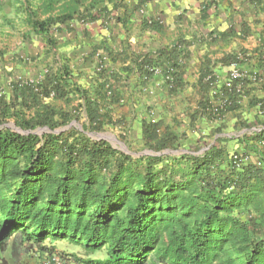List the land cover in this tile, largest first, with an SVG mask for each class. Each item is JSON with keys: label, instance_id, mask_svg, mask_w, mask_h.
I'll use <instances>...</instances> for the list:
<instances>
[{"label": "trees", "instance_id": "obj_1", "mask_svg": "<svg viewBox=\"0 0 264 264\" xmlns=\"http://www.w3.org/2000/svg\"><path fill=\"white\" fill-rule=\"evenodd\" d=\"M150 1L65 0L56 11L59 1L42 0L23 19L50 53L54 32L62 27L102 19L129 31ZM140 27L163 30L151 18H141ZM106 56L113 63L126 62L124 52L106 50ZM257 59L261 71L260 46ZM227 60L228 65H242L232 56ZM66 63L48 68L37 82L16 79L10 97L0 95V251L8 244L15 252L66 241L87 256L105 250V259L84 264H264V166L243 163L246 157H228L224 148L203 142L194 151L162 154L182 149L176 135L160 132L157 123L142 124V142L158 156L133 158L91 139L85 130L98 133L120 123L112 120L110 109L121 100L117 84L122 77L101 65L89 90L71 81ZM133 63L143 82L158 72L173 84L172 91L183 86V64L175 49L135 56ZM124 70L130 72L129 67ZM199 80L204 113L214 118L235 109L236 83L221 86L210 98L214 76L206 72ZM75 98L78 102L69 111L44 103L52 99L74 105ZM224 98L227 108L213 113L214 102ZM258 105L264 114L263 104ZM78 109L86 129L55 133L78 121ZM10 120L20 131L6 126ZM38 128L50 131L38 135ZM251 140L252 151L264 162V130L254 132ZM165 160L167 165L159 166ZM239 210L248 218L239 219Z\"/></svg>", "mask_w": 264, "mask_h": 264}, {"label": "crops", "instance_id": "obj_2", "mask_svg": "<svg viewBox=\"0 0 264 264\" xmlns=\"http://www.w3.org/2000/svg\"><path fill=\"white\" fill-rule=\"evenodd\" d=\"M188 1L192 2V0ZM202 1L206 5L203 6L205 12L202 11L200 13L198 11L197 15L194 14L193 16L195 22L199 23L198 27L204 29L200 33L204 34H199L197 26L188 27L185 25V23L187 24L191 21V14L190 16L182 15V12L178 11L173 13L176 14L175 18L179 20L181 17V20L177 21V24L173 26V34H167L169 30H166L163 21L156 18L161 9L158 11L153 10L152 12L148 9L145 10V13L142 12L140 17L157 20L162 25L163 30L161 32L142 31L140 27L141 18H137L128 34H81L77 32L68 33L73 35L71 37H68V34L65 33L60 34V38L61 41L64 38L65 41H69L71 38L85 41L91 40L93 41L92 50L95 52H97L96 49L104 40L112 39L117 41L115 36L120 38L116 48L111 49L105 44L100 45L105 50V53L106 50H110L114 53L124 52L125 54V63L111 62V69L122 77V80L117 84L121 100L110 109L112 120H119L122 125L126 124V126H129L130 123L135 124L139 127L141 135L143 123H157L159 124L160 132L170 131L176 135L177 140L181 144L180 149H182L178 153L194 151L202 142L206 143L205 140L209 136L212 138L208 146L218 145L225 149L228 157L239 154L246 157L252 164L262 167L264 162L252 151L251 143L253 141L251 140V135L254 132L264 130V114L260 111L258 105L262 103L264 106V82L247 84L242 95L237 98L235 109L223 112L212 118L200 108V103L204 99L200 92L201 84L199 79L204 73L208 72L214 76L215 84L223 83L226 72L231 67H234V65H228L227 62L230 58L227 60V56L240 60L245 71L260 72L257 49L264 44V0H220L222 13L216 18L212 17L213 12L210 8L211 6L212 8L216 6L210 5V2H217L218 0ZM230 3L232 4L229 5ZM225 8L226 11L224 10ZM37 37L42 40L41 37ZM97 44L99 45L96 46ZM161 49H175L182 61L181 79L183 86L177 91H172L171 86L173 84L166 83L162 76L143 82L135 71L133 57L154 56ZM88 52L93 51L87 50ZM50 53L52 54L53 50ZM56 58L54 59L55 68L63 64L61 63L62 61ZM64 63L70 68L69 63L72 64V60L64 61ZM124 66L129 67L130 72L127 70L123 71ZM73 69L80 70L76 67ZM20 79L23 80L22 78ZM220 85L222 86V84ZM149 93L153 96H164L163 93H165L164 98L167 97L168 99H171V97L185 99V96H194L195 104L189 111L190 114L187 117V121L185 120L187 124L185 128L188 131L187 133L183 132V135L185 134L184 140L181 141L178 137L177 131L179 127L177 126L178 128L175 130L176 123L173 126L170 121L163 120L160 114V116L149 115L148 108H151L149 105L151 97H147L151 95ZM183 93L184 96H181ZM207 96L212 98L211 90ZM166 111L164 110L162 113L165 114ZM178 113L179 110H174L173 115ZM60 244L74 246V244L66 241L46 242L40 247H50L52 257H48L50 253L42 251L43 249L41 248V251H38L35 248L36 246L27 251L12 252L11 244H8L4 251H0V264H82V261H89L84 258V260L74 262L68 257L64 260L56 258L57 261H54V255H58L60 251H63V249L59 248ZM72 251L74 250H68L65 254L72 253ZM80 257L83 258L82 256ZM87 257H91V255Z\"/></svg>", "mask_w": 264, "mask_h": 264}, {"label": "rangeland", "instance_id": "obj_3", "mask_svg": "<svg viewBox=\"0 0 264 264\" xmlns=\"http://www.w3.org/2000/svg\"><path fill=\"white\" fill-rule=\"evenodd\" d=\"M23 1V4L20 5V3H22L21 0H0V95H4L6 96V98H9L11 95V83L19 77L25 81H39L48 68H55L56 64L54 59L56 57V59L62 61L61 63H64V61L72 60V64L69 63L73 78V80L71 81L76 83L78 86L89 90H91L93 78L96 75V70H98L101 65L108 70H113L111 69V62L107 58L105 50L100 47V45L105 44L111 49L116 48L118 46V41H120L119 37L115 36L117 41L106 39L100 45L97 44L96 46L99 45V47L98 49H96L97 52H95L94 50H92L93 41H85L77 38H71V40L68 39L69 41H65L64 38L61 41L60 34L77 32L81 34H128L129 31L125 30L123 27L119 26L113 21L108 22L102 19L88 24H82L80 22L72 23L68 26L67 29L65 27H62L61 32H54L56 44L52 49L53 53H47V47L44 45V42L40 40L35 35V33L32 32L29 25L24 22L23 19L26 16V11L28 10V8H39L42 0ZM57 1L59 2L55 4L56 11L62 7V4L65 3V0ZM231 4L232 3H230L229 5ZM210 5L216 6L213 8L212 6L210 7L213 12L212 17H218V15L222 13L220 0H218L217 2H210ZM107 6L108 8H111L110 4H108ZM203 6L206 5L202 0H192V2H189L188 0H152L147 4L145 10L149 9L152 12L153 10L158 11L161 9L159 14L155 16L156 18H159L163 21L166 26V30H169L167 34H173V26L177 24V21L181 20V17L179 20L175 18L176 14L173 12L177 11L182 12V15L185 14L190 16L191 14V21H189V23L187 24L185 23V25H187L188 27L197 26L199 34H204L200 33L203 32L204 29L202 27H198L199 23L195 22L193 16L194 14L197 15L198 11L200 13H202V11L205 12V8L203 9ZM18 9L22 12H18ZM145 10H143V13H145ZM224 10L226 11V8ZM140 16H142V12H138L136 14V18H141ZM71 36L73 35L68 34V37ZM87 50H91L93 52L87 53ZM74 67L79 68L80 70H74ZM233 70L236 69L234 67H231V69L226 72L223 83L214 84V87L212 86L213 89H219L221 87L220 84L223 85L228 82L229 73ZM153 77L154 79L160 78L161 74L157 73ZM211 92H213V90H211ZM163 95L165 96V93H163ZM164 96H153L152 94L147 96L151 97L149 100V105L151 108H148V113L150 116H158L160 114L163 120L166 119L170 121L173 126L177 124L175 130L179 127L177 133L178 137L182 141L185 137V134L183 135V132L185 131V133H187L188 131V129L185 128V125L187 126L185 120L187 121V117L190 114L189 111L192 109L193 104H195V98L194 96H185V99H180V97H178L179 99H175L173 97H171V99H168L167 97L164 98ZM181 96H184V93ZM77 102L78 101L76 98L75 101H73L74 105H72V103L67 104L70 103L67 100L56 101L47 99L44 101L47 106L56 111H69L72 108L71 106H75ZM164 110H167L165 114L162 113ZM174 110H179V113L173 115ZM77 111L79 112L78 121L73 120L71 122H68V124L66 125H61L59 126V128L54 130V132L59 133L61 131L69 129H77L79 131H82L83 128L86 129V118L83 115L81 109H78ZM169 126H171V124H169ZM7 127H10L14 130L17 129L12 120L8 122ZM170 129L172 130L171 127ZM139 130V127L135 124L130 123L129 126H126V124L122 125V122H120L117 123L116 126H104L103 129L98 133L90 132L89 129L85 130L84 132L91 139L103 140L111 145L115 150H118L133 158L143 155L158 156L159 153H153L146 149L144 143L142 142V135ZM49 131L50 130L47 128H38L34 131V133L42 135L43 133ZM211 138L212 137L209 136L207 137V140H205L206 144H209ZM167 153H171L172 155L178 154V152L169 151H164L162 154ZM163 165H167L166 160L159 164V166ZM235 215L241 220H245L248 218V215L244 210L236 211ZM35 248L38 251L40 250L39 246H36ZM59 248L63 249V251H60V253L57 252L58 255L55 254L54 257L60 258L61 260H64L66 257H68L71 261L74 262H78V260H84V258H87V260L99 261L105 259L106 257L104 249L95 254H92L91 257H87L82 248L79 246L60 244ZM72 249L74 250L72 251V253L65 254V252ZM49 250L50 249H47L46 251L47 253H50L48 257H52L51 251ZM80 256H82L83 258H81Z\"/></svg>", "mask_w": 264, "mask_h": 264}, {"label": "built area", "instance_id": "obj_4", "mask_svg": "<svg viewBox=\"0 0 264 264\" xmlns=\"http://www.w3.org/2000/svg\"><path fill=\"white\" fill-rule=\"evenodd\" d=\"M260 52L262 53V57L264 58V45H260ZM234 68L236 70H233L229 73L228 82H226L222 86L228 88L233 83H236V92L238 93L239 96L242 95L247 84L257 83V82H261V81L264 82V67L262 68V70L260 72L245 71V70H243L242 65L239 67L234 66ZM157 73H155V74H157ZM17 80H21V79L17 78ZM210 80H211V78H209V77L205 78L206 82H210ZM27 82L32 83L33 81H27ZM214 84H215V81L213 80L212 86ZM216 92H218V89L213 90L212 94H215ZM227 105H228V101L226 98L220 99V100L216 101L214 103V105L212 106V112L218 113L222 110H225L227 108ZM234 159H236V157H234ZM240 161L245 163V162H247V159L243 158ZM53 260L57 261L56 257H53Z\"/></svg>", "mask_w": 264, "mask_h": 264}, {"label": "water", "instance_id": "obj_5", "mask_svg": "<svg viewBox=\"0 0 264 264\" xmlns=\"http://www.w3.org/2000/svg\"><path fill=\"white\" fill-rule=\"evenodd\" d=\"M7 126V125H6ZM16 131H20L19 129H16Z\"/></svg>", "mask_w": 264, "mask_h": 264}]
</instances>
